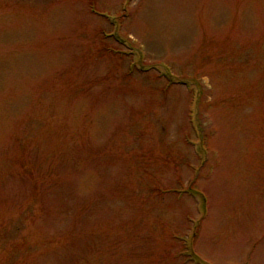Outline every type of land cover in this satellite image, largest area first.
<instances>
[{"label":"rangeland","instance_id":"374dc122","mask_svg":"<svg viewBox=\"0 0 264 264\" xmlns=\"http://www.w3.org/2000/svg\"><path fill=\"white\" fill-rule=\"evenodd\" d=\"M0 264H264V0H0Z\"/></svg>","mask_w":264,"mask_h":264}]
</instances>
